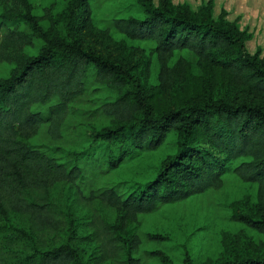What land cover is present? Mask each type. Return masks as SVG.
I'll return each instance as SVG.
<instances>
[{
	"label": "trees",
	"instance_id": "obj_1",
	"mask_svg": "<svg viewBox=\"0 0 264 264\" xmlns=\"http://www.w3.org/2000/svg\"><path fill=\"white\" fill-rule=\"evenodd\" d=\"M137 1L139 14L115 16L112 25L127 37L155 42L158 87L164 91L180 83L185 62L169 61L173 50L187 48L203 65L214 63L228 92L190 84L188 94L173 91L159 103L154 85L144 82L150 59L132 61L116 43L106 42L109 30L93 23L90 0H68L57 11L47 6L41 15L30 0H0L2 22L22 20L30 29H10L0 39V61L15 64L0 77V217L24 216L35 230L57 226L53 202L44 193L79 169L67 167L29 137L41 125L57 132L71 102L95 82L116 93L101 105L114 123L96 132L106 148H119L110 153L115 162L133 150L158 147L170 131L176 142L154 175L135 181L126 194L104 188L108 203L135 215L216 186L231 168L258 183V206L238 217L264 233V58L250 53L244 32L222 16L196 14L171 0ZM33 37L43 42L29 54L24 47ZM231 162L236 163L230 167ZM31 258V264H86L68 242L36 248ZM126 258L127 264H143ZM162 259L161 264H176L168 256ZM179 264L197 263L185 253ZM218 264H264V249Z\"/></svg>",
	"mask_w": 264,
	"mask_h": 264
},
{
	"label": "rangeland",
	"instance_id": "obj_2",
	"mask_svg": "<svg viewBox=\"0 0 264 264\" xmlns=\"http://www.w3.org/2000/svg\"><path fill=\"white\" fill-rule=\"evenodd\" d=\"M33 11L41 15L45 7L57 11L68 0H30ZM180 8L213 18L222 16L245 34L250 53L264 58V0H171ZM155 3L158 0H154ZM91 17L99 28L107 27L106 42L120 46L122 52L142 63L150 59L144 82L154 85V97L161 103L173 91L186 95L190 84L203 89L211 85L214 93L228 92L220 83L219 71L211 62L203 65L187 48L173 50L170 64L184 60L183 78L176 86L158 87L155 42L125 36L112 25L115 16L139 14L137 0H90ZM44 27L48 20L41 19ZM14 28L30 31L22 20L2 22L0 39ZM42 39L24 47L29 54L39 50ZM15 64L0 61V77L8 75ZM135 72L140 73L138 69ZM206 83V84H205ZM116 93L101 84L90 83L81 96L70 104L57 132L41 125L31 132L29 140L53 154L67 167L78 166L79 174L57 182L45 195L53 202L57 226L44 230L32 229L24 216L11 213L0 217V264H31L36 248L46 249L68 242L74 246L86 264H127L131 255L143 264H161L163 256L181 263L189 253L197 264H218L235 254L262 252L264 233L251 227L239 214L253 213L258 206V183L239 177L227 170L218 185L179 201L158 204L155 208L135 215L108 203L101 195L106 187H115L126 194L136 181L154 175L161 160L175 150V134L154 149L133 150L115 160L96 134L110 126L114 119L103 112L102 103ZM236 162H231L230 167Z\"/></svg>",
	"mask_w": 264,
	"mask_h": 264
}]
</instances>
